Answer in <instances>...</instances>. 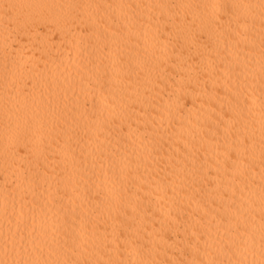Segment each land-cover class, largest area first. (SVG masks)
Listing matches in <instances>:
<instances>
[{
    "label": "bare ground",
    "instance_id": "obj_1",
    "mask_svg": "<svg viewBox=\"0 0 264 264\" xmlns=\"http://www.w3.org/2000/svg\"><path fill=\"white\" fill-rule=\"evenodd\" d=\"M264 0H0V264H264Z\"/></svg>",
    "mask_w": 264,
    "mask_h": 264
},
{
    "label": "snow or ice",
    "instance_id": "obj_2",
    "mask_svg": "<svg viewBox=\"0 0 264 264\" xmlns=\"http://www.w3.org/2000/svg\"><path fill=\"white\" fill-rule=\"evenodd\" d=\"M262 6H264V4H262Z\"/></svg>",
    "mask_w": 264,
    "mask_h": 264
}]
</instances>
